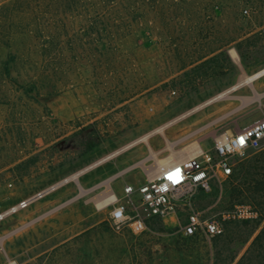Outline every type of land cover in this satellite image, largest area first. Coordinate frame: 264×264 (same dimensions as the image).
<instances>
[{"label":"rangeland","instance_id":"1","mask_svg":"<svg viewBox=\"0 0 264 264\" xmlns=\"http://www.w3.org/2000/svg\"><path fill=\"white\" fill-rule=\"evenodd\" d=\"M262 31L264 0H0V215L9 212L0 264H236L264 220L186 236L189 209L180 206L134 234L96 206L106 194L96 185L110 178L121 196L167 156L183 160L263 117L264 73L243 81L264 69V33L243 43V59L236 50ZM262 152L264 141L235 167ZM81 170L78 183L10 213ZM232 184L197 191L192 208L202 220L238 204L259 211L233 199ZM79 185L88 192L77 197Z\"/></svg>","mask_w":264,"mask_h":264},{"label":"built area","instance_id":"2","mask_svg":"<svg viewBox=\"0 0 264 264\" xmlns=\"http://www.w3.org/2000/svg\"><path fill=\"white\" fill-rule=\"evenodd\" d=\"M263 141L264 116L229 135L214 136L211 148L203 149L198 144L190 157L168 161L153 173L145 174V181L137 186L123 185L121 196L111 190L110 201L106 202L107 198L101 197L100 202L105 203L100 209L107 211L116 229L126 227L138 234L146 229L147 220L164 217L180 206L188 207L186 222L182 226L184 235L219 236L226 223L253 220L257 212L250 205L238 204L202 220L200 213L192 208V200L197 191L208 193L213 183L229 179L236 165L233 160H240L249 151L261 148ZM55 188L49 187L21 201L10 209V213L26 208Z\"/></svg>","mask_w":264,"mask_h":264},{"label":"trees","instance_id":"3","mask_svg":"<svg viewBox=\"0 0 264 264\" xmlns=\"http://www.w3.org/2000/svg\"><path fill=\"white\" fill-rule=\"evenodd\" d=\"M263 33L264 32L262 31L250 35L236 44V50L240 58H244L241 47L243 43L249 44L253 38L258 37ZM214 59L215 57H211L202 61L200 64L207 63ZM88 127L91 128L92 125L80 129L78 133H82L87 130ZM99 141V137L95 138V142L89 141L84 152L96 147L99 144ZM239 164L234 168L233 173L229 177V179L234 182L230 188V194L232 198H236V200L241 197H247L253 202L255 207H259L257 218L255 220L257 221V225H259L264 220V152L259 153L257 157L246 161V163ZM233 260L234 258L231 262ZM236 264H264V227L254 237L253 241Z\"/></svg>","mask_w":264,"mask_h":264},{"label":"bare ground","instance_id":"4","mask_svg":"<svg viewBox=\"0 0 264 264\" xmlns=\"http://www.w3.org/2000/svg\"><path fill=\"white\" fill-rule=\"evenodd\" d=\"M230 56L233 58V59H235L236 57H237V54H236V51H234L233 49H231L230 50ZM237 59V58H236ZM264 73V69L263 70H261V71H259V72H257V73H255V74H253V75H251V76H246L245 77V79H244V83H246V84H249V85H251V83H252V81L255 79V78H257L258 76H260L261 74H263ZM238 85H235L232 89H235L236 87H237ZM253 90H254V88H252ZM254 95V97L251 99V100H257L261 95H258V94H256V92L255 93H253ZM223 94H220L219 96H222ZM186 114H184V115H182V116H180L179 118H177V119H180V118H182V117H184ZM176 119V120H177ZM174 121L175 120H173V121H171V122H169V123H166V124H164V125H162V126H160V127H158L157 129H155L154 131H151L150 133H148V134H146V135H144L143 137H140L139 139H137L136 141H133L131 144H129L127 147H130V146H132V145H134V144H136V143H138V142H141V141H145L147 138H149L150 136H152V135H154V134H156V133H161L167 126H169V125H171L172 123H174ZM168 144V146H173L175 143L174 142H167ZM198 145V144H197ZM197 148V146L193 149V150H189V151H194L195 149ZM186 152V151H185ZM188 153V152H187ZM185 154V153H184ZM170 159V157L169 156H167L166 158H164V159H162V160H160L159 161V163L161 164L160 165V167L161 166H164L167 162H168V160ZM144 162V159L142 160V161H140V162H138V164H142ZM95 165V164H94ZM154 167V166H153ZM84 170H81V171H79V172H77V173H74L73 175H71L70 177H68V178H66V179H64V180H62L61 182H59V183H57V184H55V185H53V186H51L50 188H52V187H57V186H59V185H61V184H63V183H65V182H67V181H69V180H73V181H75V182H77L78 183V177H79V175L83 172ZM148 171V170H147ZM109 179L107 180V181H105V182H103V184L102 185H105V188H106V194L105 195H103L102 196V198H107V200H106V202L107 201H110V195H111V190H110V186H109ZM88 192V190H86V189H84L81 185H79V193H78V195H77V197H79V196H82V195H85L86 193ZM101 198V199H102ZM105 203V202H104ZM103 202H100V200H97L96 201V206H100L101 207V205H103L104 204ZM9 212H7V213H5V214H8ZM5 214H3V215H0V219L1 218H3V216L5 215ZM5 239V237L4 236H0V244H2V242H3V240Z\"/></svg>","mask_w":264,"mask_h":264},{"label":"crops","instance_id":"5","mask_svg":"<svg viewBox=\"0 0 264 264\" xmlns=\"http://www.w3.org/2000/svg\"><path fill=\"white\" fill-rule=\"evenodd\" d=\"M107 159V158H106ZM103 160H105V159H103ZM97 164V163H96ZM108 179H105V180H103V181H101L100 183H98L96 186L98 187V186H102V184H103V182H105V181H107ZM109 180H111L110 178H109ZM141 184V183H140ZM139 185V184H138ZM105 186V185H104ZM112 191H113V189H112ZM122 194V193H121Z\"/></svg>","mask_w":264,"mask_h":264}]
</instances>
